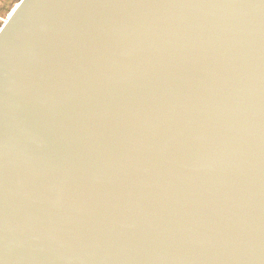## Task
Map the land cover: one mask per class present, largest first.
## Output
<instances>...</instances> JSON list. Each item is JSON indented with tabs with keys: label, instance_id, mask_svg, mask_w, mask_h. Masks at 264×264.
Listing matches in <instances>:
<instances>
[{
	"label": "water",
	"instance_id": "water-1",
	"mask_svg": "<svg viewBox=\"0 0 264 264\" xmlns=\"http://www.w3.org/2000/svg\"><path fill=\"white\" fill-rule=\"evenodd\" d=\"M10 12L4 264H264V0Z\"/></svg>",
	"mask_w": 264,
	"mask_h": 264
},
{
	"label": "rangeland",
	"instance_id": "rangeland-1",
	"mask_svg": "<svg viewBox=\"0 0 264 264\" xmlns=\"http://www.w3.org/2000/svg\"><path fill=\"white\" fill-rule=\"evenodd\" d=\"M18 0H0V27L6 21L10 11Z\"/></svg>",
	"mask_w": 264,
	"mask_h": 264
},
{
	"label": "snow or ice",
	"instance_id": "snow-or-ice-1",
	"mask_svg": "<svg viewBox=\"0 0 264 264\" xmlns=\"http://www.w3.org/2000/svg\"><path fill=\"white\" fill-rule=\"evenodd\" d=\"M7 26V25H6ZM5 26V27H6ZM0 264H4V261H3V259H0Z\"/></svg>",
	"mask_w": 264,
	"mask_h": 264
},
{
	"label": "bare ground",
	"instance_id": "bare-ground-1",
	"mask_svg": "<svg viewBox=\"0 0 264 264\" xmlns=\"http://www.w3.org/2000/svg\"><path fill=\"white\" fill-rule=\"evenodd\" d=\"M17 3H18V2H17ZM17 3L15 4V6L17 5ZM15 6H14V7H15ZM14 7L12 8V10L14 9ZM12 10H11V11H12ZM10 13H11V12H10ZM10 13H9V14H10Z\"/></svg>",
	"mask_w": 264,
	"mask_h": 264
},
{
	"label": "trees",
	"instance_id": "trees-1",
	"mask_svg": "<svg viewBox=\"0 0 264 264\" xmlns=\"http://www.w3.org/2000/svg\"><path fill=\"white\" fill-rule=\"evenodd\" d=\"M19 1V0H18Z\"/></svg>",
	"mask_w": 264,
	"mask_h": 264
}]
</instances>
